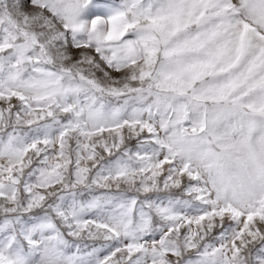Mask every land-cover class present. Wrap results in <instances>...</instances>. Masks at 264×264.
Returning <instances> with one entry per match:
<instances>
[{
	"label": "snow or ice",
	"instance_id": "6c2138e0",
	"mask_svg": "<svg viewBox=\"0 0 264 264\" xmlns=\"http://www.w3.org/2000/svg\"><path fill=\"white\" fill-rule=\"evenodd\" d=\"M0 264H264V0H0Z\"/></svg>",
	"mask_w": 264,
	"mask_h": 264
}]
</instances>
